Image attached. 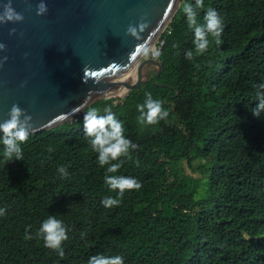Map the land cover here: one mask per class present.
Masks as SVG:
<instances>
[{"label": "trees", "instance_id": "trees-1", "mask_svg": "<svg viewBox=\"0 0 264 264\" xmlns=\"http://www.w3.org/2000/svg\"><path fill=\"white\" fill-rule=\"evenodd\" d=\"M188 3L195 6L181 0L159 37L156 80L157 70L147 69L140 89L31 132L23 160L5 163L0 139V264H87L95 254L122 256L124 264H264V111L251 112L255 86L264 83V0H204L197 22L212 8L225 27L223 44L209 36L201 55L183 11ZM145 92L169 112L155 126L137 120ZM92 109H109L138 145L116 173L99 165L85 136ZM106 175L134 177L142 187L121 197ZM108 197L121 202L107 208ZM49 215L70 229L64 257L36 237ZM26 231L33 239H24Z\"/></svg>", "mask_w": 264, "mask_h": 264}, {"label": "water", "instance_id": "water-1", "mask_svg": "<svg viewBox=\"0 0 264 264\" xmlns=\"http://www.w3.org/2000/svg\"><path fill=\"white\" fill-rule=\"evenodd\" d=\"M40 0H11L24 20L0 24V122L13 104L32 116L30 132L51 129L96 101L140 89L147 69L163 62L134 52L155 47L181 0H45L48 12L38 16ZM8 0H0V12ZM141 17L149 21L141 40L126 34ZM15 28L14 34L10 29ZM149 65H151L149 67Z\"/></svg>", "mask_w": 264, "mask_h": 264}, {"label": "clouds", "instance_id": "clouds-1", "mask_svg": "<svg viewBox=\"0 0 264 264\" xmlns=\"http://www.w3.org/2000/svg\"><path fill=\"white\" fill-rule=\"evenodd\" d=\"M204 8V0H195V6L188 3L183 7V11L187 16L189 28L194 33V46L195 53L197 55L204 54L208 51L210 44L209 36L215 37V42L218 46L223 44L221 39L224 31L223 18L219 13L212 8H208L204 15V24L197 22V9ZM48 12V6L45 0H40L36 6V14L38 16L44 15ZM24 20L22 13L17 12L13 7L11 0L3 5V11L0 12V24L4 23H16ZM149 21L146 17H141L137 24H129L126 29V34L131 35L136 40H141V33L148 27ZM15 28L10 29V34H14ZM159 42V41H158ZM156 44L152 47L150 42L139 43L135 46L134 52L144 57H151L152 59L159 60L161 56V46ZM178 47V45H174ZM7 47L4 43L0 42V51H6ZM186 58H193V52L191 50L186 52ZM8 59L7 56L0 58V66ZM157 70V69H156ZM255 98L258 103L254 108H251V112L254 116L260 117L261 112L264 111V83H260L255 86ZM126 92L122 93L123 96ZM119 95V94H116ZM145 100L142 104L137 105V111L139 116L137 117L138 123L142 126H155L160 121L165 120L169 112L163 107L162 101L153 99L150 92H145ZM107 115H98L96 109H92L88 113H85L83 118V128L85 136L90 138L92 150L98 153V163L100 166L109 165L107 167V173H116L122 166V157L130 158V149H136L137 144L133 143L130 139L124 135V127L121 121H119L115 115L109 110H105ZM32 116L27 114L25 109H22L19 105L13 104L8 112V119L0 122V133H2V143L4 146L3 157L5 163L15 160H23V149L21 145L27 143L30 136V129L33 128ZM50 152L51 148L48 149ZM112 161H117L112 163ZM62 178H67L69 173L64 166L58 169ZM105 183L111 190L118 191L119 196H123L125 191L139 190L142 187V183L130 176H114L106 175ZM119 199L105 198L101 203L111 208L120 204ZM6 213L5 208H0V216H4ZM70 229L56 216L49 215L45 219L36 233V237L40 238L44 242V246L58 253L60 257H64L65 252L63 249V243L69 239L68 232ZM83 235V233H82ZM25 240L33 239V235L26 231ZM87 264H124V258L122 256H104L102 254L92 255Z\"/></svg>", "mask_w": 264, "mask_h": 264}, {"label": "rangeland", "instance_id": "rangeland-1", "mask_svg": "<svg viewBox=\"0 0 264 264\" xmlns=\"http://www.w3.org/2000/svg\"><path fill=\"white\" fill-rule=\"evenodd\" d=\"M158 41H159V38H158V40H157L156 44H158ZM154 70H156V69H154ZM122 93H124V91H122Z\"/></svg>", "mask_w": 264, "mask_h": 264}]
</instances>
